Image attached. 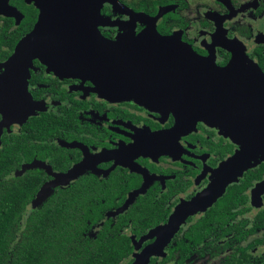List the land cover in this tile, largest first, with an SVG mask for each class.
I'll use <instances>...</instances> for the list:
<instances>
[{"label":"flooded vegetation","instance_id":"1","mask_svg":"<svg viewBox=\"0 0 264 264\" xmlns=\"http://www.w3.org/2000/svg\"><path fill=\"white\" fill-rule=\"evenodd\" d=\"M84 1L75 6L86 10ZM50 4L0 0V81L5 63L36 31ZM99 15L104 24L97 30L107 40L154 29L162 37L179 39L205 67L225 68L241 52L264 76V0H107ZM31 64L26 103L15 98L17 83L4 84L13 104L0 110V151L16 149L19 159L9 177L35 172L45 177L39 190L51 184L48 189L56 192L83 189L87 177L106 184L114 180L120 193L108 203L112 209L105 218L116 222L131 208L148 209L147 228H133L131 219L122 227L131 239L133 259L154 240L141 239L205 192L218 180L219 168L240 150L229 134L205 121L175 133L172 113L154 102L109 101L94 92L89 80L56 73L39 57ZM253 156L256 160L210 207L187 216L164 255L178 237L187 254L182 264H264V159ZM74 170L78 174L62 182L59 176ZM191 227L193 239L187 234Z\"/></svg>","mask_w":264,"mask_h":264},{"label":"water","instance_id":"2","mask_svg":"<svg viewBox=\"0 0 264 264\" xmlns=\"http://www.w3.org/2000/svg\"><path fill=\"white\" fill-rule=\"evenodd\" d=\"M80 1L85 2L50 0V6L43 9L36 31L18 45L4 65L0 110L13 104V95L5 90V83H17L15 98L26 103L29 68L32 59L39 57L56 73L89 80L103 99L134 100L142 105L154 102L166 114L172 113L175 133L202 120L224 135L229 134L240 146L217 171L218 180L141 239L140 242L154 240L134 255L131 264H149L152 257L164 256L165 247L187 216L210 207L247 168L246 164L256 160L253 154L264 159V76L241 52L234 53L225 68L211 64L205 67V61L179 39L162 37L154 29L107 40L97 30V25L104 24L99 7L107 0H93L97 6L88 0L86 10L75 6ZM70 2L72 8H68ZM77 172L59 177L66 184ZM49 185L41 188L36 202L42 200ZM126 208L123 206L119 212Z\"/></svg>","mask_w":264,"mask_h":264},{"label":"trees","instance_id":"3","mask_svg":"<svg viewBox=\"0 0 264 264\" xmlns=\"http://www.w3.org/2000/svg\"><path fill=\"white\" fill-rule=\"evenodd\" d=\"M18 163L16 149L0 151V264L132 263L131 239L122 227L131 219L133 228H147V208H131L116 222L105 218L119 188L114 180L106 184L91 177L84 178L83 189H48L36 202L45 177L35 172L9 177ZM192 233L191 227L189 239ZM186 257L183 242L175 237L164 257H152L149 264H182Z\"/></svg>","mask_w":264,"mask_h":264}]
</instances>
